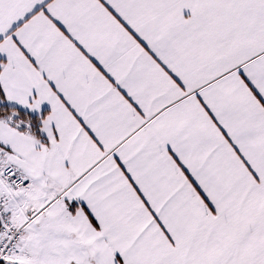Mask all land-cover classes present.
Listing matches in <instances>:
<instances>
[{"label":"snow or ice","instance_id":"6c2138e0","mask_svg":"<svg viewBox=\"0 0 264 264\" xmlns=\"http://www.w3.org/2000/svg\"><path fill=\"white\" fill-rule=\"evenodd\" d=\"M0 264H264V0H0Z\"/></svg>","mask_w":264,"mask_h":264}]
</instances>
